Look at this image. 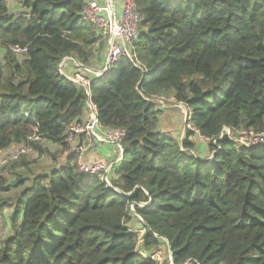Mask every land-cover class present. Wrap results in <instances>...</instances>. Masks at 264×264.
Segmentation results:
<instances>
[{
    "label": "trees",
    "instance_id": "1",
    "mask_svg": "<svg viewBox=\"0 0 264 264\" xmlns=\"http://www.w3.org/2000/svg\"><path fill=\"white\" fill-rule=\"evenodd\" d=\"M8 1L0 0V152L9 154L0 264H159L148 252L164 241L166 264H264V138L235 141L264 137V0H134L131 56L101 77L77 67L87 90L58 66L103 59L101 32L82 16L88 0ZM86 91L99 131L124 133L109 185L80 171L68 144V128L88 119ZM158 100L186 107L193 130L181 141L159 130ZM195 132L211 158L191 153ZM29 156L53 165L34 172ZM135 217L142 235L131 229Z\"/></svg>",
    "mask_w": 264,
    "mask_h": 264
},
{
    "label": "built area",
    "instance_id": "2",
    "mask_svg": "<svg viewBox=\"0 0 264 264\" xmlns=\"http://www.w3.org/2000/svg\"><path fill=\"white\" fill-rule=\"evenodd\" d=\"M120 13H116V4L114 0H104L103 3H98L96 0H88L82 10V16L92 23L97 29L100 30L102 40L105 42V57L103 68L99 71H96L94 74L96 77H101L104 75L109 68L118 61L122 56L130 57V45L131 43L138 37L139 34V23L140 19L135 10L134 0H120ZM14 51L16 53H23L25 50H20L15 48ZM68 59H73L71 57L64 58L58 69L61 73H63L62 68ZM76 65V63L73 61ZM77 66V65H76ZM78 67V66H77ZM86 72H92L91 70L84 69ZM66 76V75H65ZM71 82L76 83L87 90V85L89 84V80L82 74L78 73L72 76H66ZM87 95V106L89 109V116L87 121L83 125H71L67 131V139L68 144L73 146V143H77L78 145H85L86 142H106V143H115L118 149V152L121 153V145L120 141L124 135L122 131H114L112 133H106L103 136L98 133L100 129V125L96 119V109L91 103V98L89 92L86 91ZM161 104L162 102L158 100ZM181 105V104H180ZM186 122H189V114L187 111L184 112ZM187 129L193 130L192 125L187 126ZM225 131L227 133H225ZM248 133V132H246ZM82 135V140L86 142H79L78 136ZM222 135H231L230 131L226 128H223L221 133ZM239 135L235 141L239 144ZM263 136L260 135L257 139H261L263 141ZM243 145V144H241ZM244 146V145H243ZM71 149V148H70ZM75 153V151H73ZM77 153V152H76ZM75 153V154H76ZM78 154V153H77ZM76 154V155H77ZM78 156V155H77ZM81 154L78 156V160ZM121 156L116 160V163L120 161ZM80 171L96 173L100 176V172L103 173V170L100 166H96L95 169L82 170L79 167ZM143 256H146V252H141Z\"/></svg>",
    "mask_w": 264,
    "mask_h": 264
},
{
    "label": "rangeland",
    "instance_id": "3",
    "mask_svg": "<svg viewBox=\"0 0 264 264\" xmlns=\"http://www.w3.org/2000/svg\"><path fill=\"white\" fill-rule=\"evenodd\" d=\"M11 3V4H10ZM9 4L11 7L16 5V1L9 0ZM172 101V100H171ZM170 101V102H171ZM170 102H163L159 103V108L161 109V112H159V130H162L164 134H169L178 140H182L185 136L187 126H191L189 122H186L184 117V112L187 111L186 107L184 105H180L177 103H170ZM225 133H227L225 131ZM106 134V132L104 133ZM104 134H101L103 136ZM239 136V135H237ZM240 138L238 139L240 144H243L246 147H252L255 144L262 143L261 139H257L259 135H253L250 133H243L240 134ZM191 141L194 142V149L192 150V154H200L201 157L204 158H211L212 155L209 153V150L207 148V140H205L202 136H200L197 132H195V136L191 138ZM79 142H86L85 140H80ZM237 142V141H236ZM238 143V142H237ZM112 147H114L115 150L118 151L116 144L113 143H108ZM14 150V149H13ZM11 150V152H14ZM75 151V153L79 156L78 160V166L81 167L82 170H89V169H95L96 166H100L103 170V173L100 172V177L105 180L106 183H109V179L111 178L110 172L111 167L113 166V161H110V159H107V153L104 152V154L101 156L102 153V147L101 145H98L97 141L92 142H86L85 145H78L77 143H73V146L70 149V152ZM27 153V152H24ZM9 159V154L8 153H1L0 152V168L4 167L3 164L8 161ZM34 156H29L28 161L31 163V169L34 170V172H43L48 170L53 164L50 162L49 159L47 158H41L37 159ZM63 160H59V163H61ZM10 164V163H8ZM7 178L11 179L13 176L8 174L7 171H5ZM130 209L131 206H130ZM131 229L135 230L139 233V235H142L143 233V226H142V221L140 218L135 217L131 221ZM0 235L7 233L5 228L2 227L0 229ZM139 243L141 242V239H139ZM167 244L164 241V243H161L157 248L154 250L148 252V254H151L152 258H154L156 261L159 262V264H166L167 261H169L170 257L168 256V249H167Z\"/></svg>",
    "mask_w": 264,
    "mask_h": 264
},
{
    "label": "crops",
    "instance_id": "4",
    "mask_svg": "<svg viewBox=\"0 0 264 264\" xmlns=\"http://www.w3.org/2000/svg\"><path fill=\"white\" fill-rule=\"evenodd\" d=\"M12 1H15V0H12ZM100 2L103 3L104 0H101ZM114 2L116 4V13L119 14L120 13V8H121L120 0H114ZM10 4H9V6L11 7ZM104 51H105V49H104ZM104 55H105V52H104ZM104 55H103V59L99 63H97V64L94 65V68H90V69L88 68L92 72H87V73H89L91 75H94L96 73V71H99L100 69L103 68L104 57H105ZM62 71H63V73L66 76H72V75H75V74H78L79 73L77 66L73 63V61L71 59H68L66 61V63L63 65ZM99 130H98V133L99 134H104L103 131L101 132ZM97 143H98V145H101V147H102L101 156L104 154V152H106L107 153L106 156H107V159L108 160L110 159V161H112L114 159L113 164H112L113 166L110 169L111 171H109L110 172V175H111L112 172H113L112 171V168H114V166L117 165L116 160L119 158L120 153L117 150H115L114 147H112L110 144H108L106 142H97Z\"/></svg>",
    "mask_w": 264,
    "mask_h": 264
},
{
    "label": "water",
    "instance_id": "5",
    "mask_svg": "<svg viewBox=\"0 0 264 264\" xmlns=\"http://www.w3.org/2000/svg\"><path fill=\"white\" fill-rule=\"evenodd\" d=\"M72 59H73V58H72ZM73 61L76 63V65H77L78 67H81V68H83V69H87V70H89L88 68H85V67L81 66V65H80L75 59H73ZM120 156H121V158H122V149H121ZM121 158H120V160H121ZM108 185H109V183H108Z\"/></svg>",
    "mask_w": 264,
    "mask_h": 264
}]
</instances>
